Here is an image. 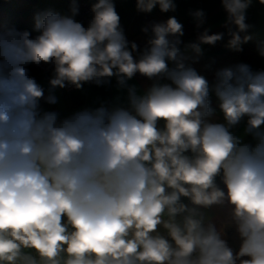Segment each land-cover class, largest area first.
<instances>
[{
  "label": "clouds",
  "instance_id": "1",
  "mask_svg": "<svg viewBox=\"0 0 264 264\" xmlns=\"http://www.w3.org/2000/svg\"><path fill=\"white\" fill-rule=\"evenodd\" d=\"M221 4L226 47L241 51L252 0ZM157 6L176 11L173 0L136 3L144 13ZM78 12L72 0L70 15L37 14L34 37L0 30V264H264V71L240 63L210 83L189 62L225 33L206 29L184 44L182 24L169 17L151 25L134 58L113 0L92 4L87 27ZM191 15L204 22L202 10ZM29 64L54 67L47 96ZM136 73L155 82L142 95L129 88L127 107L63 119L41 107L57 103V87L113 76L125 86ZM210 94L223 123L210 120ZM245 118L244 136L235 134ZM213 206L229 209L227 223L206 215Z\"/></svg>",
  "mask_w": 264,
  "mask_h": 264
},
{
  "label": "crops",
  "instance_id": "2",
  "mask_svg": "<svg viewBox=\"0 0 264 264\" xmlns=\"http://www.w3.org/2000/svg\"><path fill=\"white\" fill-rule=\"evenodd\" d=\"M3 0H0V6ZM115 9L120 16V25L124 30L125 38L131 43L138 46L137 52L133 53L134 58H138L147 46L148 40L152 36L151 25L166 21L169 17H175L182 24L184 35L181 40L184 44L196 42L198 37L207 29L209 34L225 33L221 41L215 45H202L203 56L198 62H189L197 72L203 75L211 83L215 78V72L225 67H233L237 64L244 63L250 66L254 72L264 71V56L260 55V47L264 46V5L258 0H252L251 6L246 10V23L250 25L249 29L243 35H249L251 39L247 42H258L259 47L255 55H248L243 50L235 51L226 47L230 37L227 35V28L224 22L227 19V13L223 9L221 0H173L176 4L175 12L162 13L159 6L153 9L151 13L140 12L136 8L135 0H113ZM196 10H202L205 13L204 22L198 24V21L191 15ZM43 11V12H42ZM48 11L66 14V0H38L33 7L31 14L26 18V24L38 35L35 30L34 17L37 14L46 13ZM93 17L91 12L90 21ZM1 25V24H0ZM148 27L147 33L142 29ZM183 46V45H182ZM243 44L241 45L242 49ZM210 65V67H206ZM36 71L34 76L36 82L44 89L45 96L49 94L51 85L50 79L54 75V67L51 65L29 64ZM171 66V65H170ZM155 81L136 73L130 80H127L125 86L118 84L115 76L108 78L107 83L100 85L94 82H85L83 88L77 90L70 85V91L65 88H55L54 95L57 97V103L53 105L47 104L41 100L42 109L56 111L61 119L70 116L72 113L83 109H95L101 106L109 109L117 106H128V89L135 87L138 94H143L152 86ZM161 83H170L167 80H161ZM211 106L215 113L210 120L216 123H223V113L219 109V101L214 94H210ZM162 126V122H161ZM246 126V118L233 129L237 135L244 136V128ZM246 141H251L250 136L244 137ZM218 185L223 188V184L217 179ZM187 202V201H185ZM206 215L210 217L219 227L222 223L229 220V209L227 207L213 206L206 210ZM159 231L164 234L165 230L161 227ZM226 239L231 247L238 249L239 238L234 228H228Z\"/></svg>",
  "mask_w": 264,
  "mask_h": 264
},
{
  "label": "trees",
  "instance_id": "3",
  "mask_svg": "<svg viewBox=\"0 0 264 264\" xmlns=\"http://www.w3.org/2000/svg\"><path fill=\"white\" fill-rule=\"evenodd\" d=\"M38 0H3L0 6V30L14 28L19 31H29L32 36L36 34L26 24V18L31 14ZM258 42L243 43L242 50L252 56L258 50ZM29 75L34 76L36 71L32 66H27Z\"/></svg>",
  "mask_w": 264,
  "mask_h": 264
},
{
  "label": "built area",
  "instance_id": "4",
  "mask_svg": "<svg viewBox=\"0 0 264 264\" xmlns=\"http://www.w3.org/2000/svg\"><path fill=\"white\" fill-rule=\"evenodd\" d=\"M96 2L97 0H76V3L79 8V12L78 15L75 17V19L78 22L82 23L85 27H87L88 24L90 23L91 6ZM135 3H137V0H135ZM71 4H72V0H66V14L70 15ZM65 89L70 91L72 87L70 85H67Z\"/></svg>",
  "mask_w": 264,
  "mask_h": 264
},
{
  "label": "rangeland",
  "instance_id": "5",
  "mask_svg": "<svg viewBox=\"0 0 264 264\" xmlns=\"http://www.w3.org/2000/svg\"><path fill=\"white\" fill-rule=\"evenodd\" d=\"M43 12V11H42Z\"/></svg>",
  "mask_w": 264,
  "mask_h": 264
}]
</instances>
